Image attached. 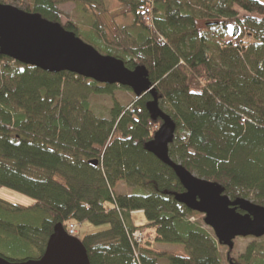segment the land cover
<instances>
[{
	"label": "trees",
	"instance_id": "obj_1",
	"mask_svg": "<svg viewBox=\"0 0 264 264\" xmlns=\"http://www.w3.org/2000/svg\"><path fill=\"white\" fill-rule=\"evenodd\" d=\"M108 1L0 4L59 24L129 70L144 68L175 124L169 158L232 201L264 207V0H112V12ZM64 4L105 10L82 28L61 24ZM117 88L130 91L0 56V188L34 201L0 200V257L39 260L61 225L76 228L90 264H222L213 235L191 221L200 215L177 201L184 191L174 173L144 148L161 125L146 110L152 97L126 109L115 103L106 118L92 111L90 96ZM135 212L144 225L133 223ZM84 223L102 230L80 239ZM155 245L182 246L185 255ZM228 261L264 264V241L250 259Z\"/></svg>",
	"mask_w": 264,
	"mask_h": 264
},
{
	"label": "water",
	"instance_id": "obj_2",
	"mask_svg": "<svg viewBox=\"0 0 264 264\" xmlns=\"http://www.w3.org/2000/svg\"><path fill=\"white\" fill-rule=\"evenodd\" d=\"M0 56L48 74L65 72L97 84L127 88L135 98L149 94L152 101L146 110L151 119L159 120L161 125L144 148L174 173L184 191L177 201L202 215L203 224L212 231L217 244L229 251L233 250L236 239L264 238V207L244 199L232 201L220 185L197 178L169 158L168 148L174 138L175 124L159 109L144 68L129 70L120 60L99 54L59 24L2 4ZM0 264L90 263L81 241L56 225L39 260L10 263L0 257Z\"/></svg>",
	"mask_w": 264,
	"mask_h": 264
},
{
	"label": "rangeland",
	"instance_id": "obj_3",
	"mask_svg": "<svg viewBox=\"0 0 264 264\" xmlns=\"http://www.w3.org/2000/svg\"><path fill=\"white\" fill-rule=\"evenodd\" d=\"M264 2V1H263ZM106 7V6H105ZM117 8V3L115 1H108L106 10L109 11H115ZM59 11L62 13L61 18V24H64L66 21L70 20L72 22H75L80 25L82 28H89V17L92 16V13H100L105 10V8H100V6L95 7V11H91V9L88 10H81L78 6L75 4H64L58 6ZM236 13L238 14L239 18H244L247 16L244 12L239 10L238 8H234ZM109 19L104 18V21L109 24ZM119 23H121V20H117ZM125 21H123L124 23ZM126 23V22H125ZM199 27H201V23L198 24ZM82 40V39H81ZM84 42V40H82ZM85 43V42H84ZM90 107L94 114L97 117H108L109 110L113 107L115 103L119 104V106L123 107L124 109L131 106V104L134 102L135 97L132 94L131 91H126L117 88L113 91L112 95L109 96H90L88 98ZM119 193H128V190L124 188L123 186H120L118 188ZM0 200L11 204V205H19L22 207H31L34 204V201L24 195H21L19 193L13 192L11 190L0 188ZM142 216H138L136 219L134 218V221L136 224H138V219L140 220ZM143 221V220H142ZM192 222H196L198 225L202 226L205 230H207L209 233H212V231L207 228L203 224V216L200 215L199 217L192 219ZM79 238L82 239L86 234H92L94 232H97L99 230H102V228L93 227L86 223L81 224L77 227ZM214 237V236H213ZM264 241V238L261 239H254V238H239L234 241V248L232 251H229L226 247L219 246L218 248V254L220 257V260L222 264H229L228 258L234 261L235 259H250L253 256L255 248L261 244ZM166 247H175V250H172L175 254L178 255H185V250L182 246H170V245H162L160 248Z\"/></svg>",
	"mask_w": 264,
	"mask_h": 264
},
{
	"label": "crops",
	"instance_id": "obj_4",
	"mask_svg": "<svg viewBox=\"0 0 264 264\" xmlns=\"http://www.w3.org/2000/svg\"><path fill=\"white\" fill-rule=\"evenodd\" d=\"M140 215L142 216V218L140 220L138 219V221H139L138 224H136L135 222H133L134 224H136V226H138V225L139 226H142V225H144L146 223V220H145V218L143 216V213H141V212L132 213V221H134V218L136 219ZM160 246H162V245H155V248L157 250H160V251H168V252H171L172 250H175L174 249L175 247H166V249H165V248H160Z\"/></svg>",
	"mask_w": 264,
	"mask_h": 264
},
{
	"label": "built area",
	"instance_id": "obj_5",
	"mask_svg": "<svg viewBox=\"0 0 264 264\" xmlns=\"http://www.w3.org/2000/svg\"><path fill=\"white\" fill-rule=\"evenodd\" d=\"M68 234L70 236L76 235V228L74 226H69L68 227ZM134 236L137 238L138 237V234L136 233Z\"/></svg>",
	"mask_w": 264,
	"mask_h": 264
}]
</instances>
